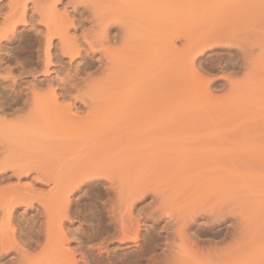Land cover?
<instances>
[{
	"label": "rangeland",
	"instance_id": "obj_1",
	"mask_svg": "<svg viewBox=\"0 0 264 264\" xmlns=\"http://www.w3.org/2000/svg\"><path fill=\"white\" fill-rule=\"evenodd\" d=\"M53 1L27 0L26 10L28 12L26 11L22 18L18 9L20 1L0 0V54L2 55L0 57V89H10L14 81H18L22 95L24 92L27 93L28 97L26 98L30 100L26 104L27 108H24L25 105L22 106V104L18 105L20 108L18 106L16 109L13 108L15 109L14 114H9L10 111H8L9 113L6 112V116H3L0 113V118L4 117L6 120L4 125L7 127L14 120H17L20 125H26L32 121L40 125L46 124L48 117H50L48 115L51 113L50 107L53 104L52 94L49 90H55L56 103L65 105V110H67V105L71 100L67 97H60L59 83L66 77L73 79V84L82 82L81 80H74L73 70L83 61L80 60L78 54H75V50L64 52L61 49L58 34H63L65 45L79 47L83 41L100 40L102 33L93 26L95 25V18L108 20L109 28L106 31V37L103 38L105 44L93 46L91 51L94 53L89 60L91 65L83 70L84 74L85 72L92 74L97 68H102V71L100 70L98 75H92L90 79H87L88 85H82L81 94L76 98L77 102L80 101L78 107L76 106L79 109L76 108L75 111L82 112L84 110L86 97L89 94H92V97L88 96L91 97L90 101L92 102L97 100L95 103L101 102L102 104L106 101L109 102H104L106 105H114L112 108H108V114L106 112L105 119L103 118L105 121L106 118L111 121L110 129L107 126L110 124L107 120L108 124H105V127L108 132L105 131L104 124L102 126L104 128L100 131H104L102 136L109 135L112 143H114L112 144L114 148L117 147L122 152L124 150L129 154L126 152L123 156L119 154L120 150L117 149L118 154L121 155L120 158L125 159L121 161L119 155L113 159L121 161L125 166L127 162L124 164V161L127 159V154L136 160L138 157L140 160L142 158V163L133 161L135 165H133L134 163L131 164L130 161V164L133 165L132 168L128 162L127 167L130 166V168L127 169L130 171L128 173L125 170L126 172L123 173L127 176L124 174V177L123 174L118 175L121 173H118V168H113V165H119L121 162L118 164L115 161L116 164H113L112 161L114 160L112 159V165H110L113 167L109 166L112 171L111 174L115 172L118 175L115 174V179L118 177L121 181V177L124 178L127 186L123 187L126 188L131 185L129 183L138 184L140 181L144 188L148 186L147 189H143L146 190V194L143 195L144 198L139 196L140 201H138L137 196L135 203L137 206L135 205L132 211L133 215L146 216L145 222L142 224L143 228H140L141 235L146 234V240L151 236L146 242V258H141L140 264H264V188L260 187L261 181L262 186H264V160L259 157L263 152L260 150L261 154L257 152L258 150L251 152L252 155L257 153L261 161V166L258 161L260 168L255 166L258 162L255 165H250L247 162L248 164H241L243 167L237 165V168L234 167L235 165H229L232 164L230 160L228 163L224 162V160L237 156V154L243 162L242 156L247 155L249 146L251 147L249 151H252L256 144L261 142L250 139L247 142L239 141L242 133L245 136L250 134L249 137L256 134L264 138V53L258 49V42L248 45L246 43H221L216 46L217 48L213 52L204 55L194 51L196 52L194 56L191 55L193 61L189 60L190 62L187 64L184 59L189 53L184 51L187 46L181 37L172 38V44H168L165 36L162 39L166 42L161 39L158 40L161 37L160 34L158 39H154H156V43L161 42L159 44L154 42V46L153 41L155 40L146 36V40H150L151 44L153 43L154 51L150 43L146 42L147 51L143 47L144 34L146 32V35H149V30L154 31L155 25L153 29L150 27L157 22V19L166 15V18L168 15H170L168 18L173 16L172 19H177V21L174 20L173 25H177L176 23L183 19L179 16L183 12L180 10L179 13V8L183 9L182 6H176L181 0H176L178 2L175 0H60L55 1V3ZM52 2L55 4V9H51ZM152 19L155 23H151L150 20ZM148 21L150 25H148ZM13 24L16 27L18 39H30L28 42L30 44V57L25 60L32 64L25 68L30 71L28 73L16 74L15 71H11L22 65L10 51L15 45L10 38V29ZM65 29L66 32H64ZM48 32L58 34L51 36L50 59L46 71L45 41ZM79 49L81 50V47ZM179 61L185 62L186 66L181 69L176 68ZM82 77L84 76L82 75ZM116 86L118 91H122H120L121 93H117ZM122 87L124 88L122 89ZM92 91L97 94L93 95ZM87 92L89 94L86 97L82 96V93L87 94ZM34 93L39 98V102L35 106L37 110L33 107L34 104L31 100ZM87 100L89 99L87 98ZM111 101L114 102L111 103ZM29 105L31 110L34 111L35 109V112L32 113L28 108ZM38 107L42 108L41 111ZM28 110L31 111L32 115ZM109 111L111 112L109 113ZM126 114L130 115L127 116ZM107 115L109 116L107 117ZM128 117L129 119H127ZM129 120L132 122L129 123ZM245 136L243 135L241 138ZM48 138L50 137L48 136ZM200 138H203L201 142H199ZM204 138L210 139V141H206ZM230 140H233L234 143L237 142L235 143L237 148ZM161 141H163L161 143L163 146L157 144ZM203 141H206L204 142L205 145H202ZM262 142L264 146V141ZM209 143H214V145H208ZM215 143H217L216 146ZM257 145H261V143ZM210 146H213L212 149L209 148ZM153 148L154 150H152ZM195 148L199 150H195ZM207 148L211 149V155ZM121 151L120 153H122ZM200 151L202 155L199 154ZM212 151H217V153ZM238 151L240 152L238 153ZM221 152L223 153L221 154ZM197 153L199 155H196ZM213 153L216 157L219 153L220 158L224 159L222 161L219 158L220 161L226 163L223 166L225 168L220 167L223 168H221L225 174L223 176L228 179L229 183L225 182L224 177H221L222 175L217 176V180L213 181L212 175H216V171L215 174L208 172L204 177V174L199 175L200 172L210 171L212 168L214 171L215 168L217 169L216 164H222L219 160L215 162L220 164L214 163V167L209 165L212 168L202 162L199 164V161H204L202 160L203 157L205 159L210 156V162L213 161L211 157L214 156ZM236 156L232 160H235ZM43 162L49 166V160ZM153 162H155L156 167L152 166ZM237 162H240L239 159ZM207 166L210 169L206 168ZM201 167L202 171L198 172ZM221 169L218 170L222 172ZM105 171L107 172V170ZM131 171H135L132 172V174L135 173L134 177ZM239 172L242 176L244 173L248 174L242 183L236 177L238 175L236 173ZM209 173H212V179ZM130 174L133 181L128 178ZM26 175V178L21 176L20 185L26 186V189L20 193L24 196L34 197L32 202L41 204L45 197L38 193L41 192L45 195L48 189L47 185L50 182L45 175L35 173V171H29ZM233 175L239 180L238 182ZM143 178L144 180H142ZM15 180L16 177L10 183H16ZM122 182L121 184L124 185ZM239 182L242 189L239 187ZM218 183H222L221 186ZM217 185L219 186L217 187ZM104 187L99 185L94 188L93 195L97 200L93 209L89 204H81L73 208L75 215L71 221L70 230L72 234H75V237L81 235L85 225L88 224L87 221L91 219L92 213L95 216L103 215L101 205H108L114 200L115 191L111 190L107 196ZM30 190H34L36 193L33 195ZM161 193L163 194L161 195ZM224 193L226 194L224 195ZM158 194L161 195V199ZM25 205L24 203L18 204L21 207ZM21 207L13 214L15 221L22 225L27 223L29 226L35 225L38 219L37 211L32 210V206L29 205L26 207L27 210ZM189 216L193 218L191 224L189 223L185 232L181 231L179 225L183 223L182 219L189 218ZM141 235L137 242H130L129 246L134 247V245L142 244L144 237ZM17 242L23 244L24 241L17 239ZM115 246L119 245H111L110 248L118 251V247ZM196 249L197 252H195ZM7 251L11 254L4 261L14 255L16 257L21 255L14 246L9 247Z\"/></svg>",
	"mask_w": 264,
	"mask_h": 264
},
{
	"label": "bare ground",
	"instance_id": "obj_2",
	"mask_svg": "<svg viewBox=\"0 0 264 264\" xmlns=\"http://www.w3.org/2000/svg\"><path fill=\"white\" fill-rule=\"evenodd\" d=\"M17 1L18 2L20 1V3H18L19 5L18 9L20 11L21 17L23 18L24 13L27 11L26 10L28 6V3L26 2L27 0H24V1L17 0ZM55 1H60V0H55ZM55 1L53 2L55 3ZM53 2H52L53 6L51 9H55L54 7L55 4H53ZM180 5L182 6L181 8L183 9L179 8V13L181 12L180 10H182L183 16H182V13L179 16H181L183 19L179 20L176 23L177 25H173L174 20H175V19H172L174 18L173 16L170 17L171 19L168 18L170 15H168L167 18H166L167 16L166 15L165 17L157 19L156 23L154 22L153 19L150 20L151 23H155L152 25V27H150V29H153L154 25L155 27H154V31L152 30L148 31L149 35H146V32L144 34L145 38H144L143 47H145L146 51H147L146 42L150 43L152 47V44L154 42L156 43V39H158L157 37H159L161 34V37H159L158 40L160 39L163 40L162 37L165 36L168 44H172L171 43L173 42L171 41L172 38H180V37L183 38L185 46H187L186 49L184 48L185 49L184 51L189 53L187 55V58L184 59L187 64L188 62H190L189 60H191V62L193 61V57H191L192 54L194 56V53L196 52L200 54L202 53V55L206 53H211L213 52V50L217 48L216 46L221 43H224V44L246 43V45H248L251 43L253 44V42L254 43L258 42V46H257L258 49L264 53V43L262 44V41L264 40V0H181V2L179 1L178 5L176 6L180 7ZM179 16L177 17L180 18ZM175 21H177V19ZM108 22H109L108 20L104 21V19L98 20V18H95V21H94L95 25L93 26L95 27L96 30L98 29L102 33L100 35V40L99 41L97 40L87 41L86 40V41L81 42V44L79 45V47H81V50L79 49L78 46L74 47L71 45H65L63 43V40H64L63 34L61 35L58 33L48 32L46 36V41H45V59H46L45 69L46 71H47L48 62L50 59L49 58V47L52 43L51 36L55 34L59 35L58 40H60V47L64 52H67L69 50H75V54H78L80 60L83 61L80 65L75 67L76 69L73 70L74 72L73 76L75 77L74 80H79V81L81 80L82 82L73 84L72 83L73 79L66 77L63 79V81L59 83L60 97L61 98L67 97L69 100H71L69 104L67 105V110H65V105L56 103L57 98L55 97V90H49L53 98V104L50 107L51 113L50 115H48L50 117L47 116L49 123L47 121L46 124L40 125V124H36L37 122L35 123V121H32L34 124L32 122L31 123L28 122V124L26 125H20V123H17V120H14L12 124L9 123L11 125L6 127L4 125L6 121L5 118L4 117L0 118V125L1 124L3 125L2 127L0 126V264H140L141 258H146V242L149 240L151 236H149V238L147 237L148 239L146 240V234L141 235V230H140V228H143L142 224H144L146 216L144 215L139 216V214L133 215L132 211H133V207L136 205L135 203L137 200V196H138V201H140L139 196L141 197L144 195L146 190L144 191L143 189H147L148 186L144 188V186L140 184L141 182L140 181L138 184L129 183L131 185H129L126 188L123 187L126 185L125 181L123 180L124 179L123 177L126 174L123 172L130 171L127 169V168H130V166L127 167L128 162L130 164V161H131V164L134 163L133 165H135V162L136 161H137L136 163H139V161L141 162L142 158L140 160L138 157V159L136 160V158L132 156L133 157V160H132V157L129 156L128 155L129 153L125 150L128 154L126 155L127 161L123 160L124 164L127 162L125 164L126 168H124L125 166H123V163L121 161L122 159H125V158L123 157L120 158L121 155L119 154H122L123 156H125L126 152H124V150L122 152L117 147L114 148L112 146V144L114 143H112V139L109 137V135L105 134L102 136V132L104 133V131L103 130L100 131V129L104 128L105 124L106 125L108 124L107 123L108 121L109 123L111 122L108 118H106L108 121L103 120V118L105 119L104 116L108 108H112L114 105L112 106L106 105L105 103H109L106 101H104L105 103L104 102L102 103L104 105H102L101 102L95 103L97 100L92 102L90 101L92 94L90 95L87 92V94L82 93V96L84 95L86 97L88 94H89L88 96H91L90 98L88 96L86 97V102L83 107L84 110H82V112L75 111L79 109L77 107L80 101L77 102L76 98H78L79 95L81 94L82 85L87 84V81H88L87 79H90L92 75H95V74L98 75V72L102 69V68H97V70L93 71L92 74H88V72L87 73L85 72L84 74L83 72L84 69H87L86 67H89L91 65L89 64V60L90 58H92L93 56L92 54L94 53L93 51H91L93 46L95 44L99 46H103L105 44V41H103V38L106 37L105 34L109 28ZM148 25H150V22ZM66 31L67 30L65 29L64 32ZM10 33H11L10 34L11 41H13V44H15L13 48L10 49V51L12 52L14 58L17 61L22 63L20 67H16L15 69H12L11 71H15L16 74L17 73L20 74L21 72L28 73L30 71L25 68H28L27 66L29 65L31 66L32 64L27 63L25 60L30 57V53H29L30 44H28V42H30L29 41L30 39L29 40H26L23 38L18 39V34L16 33V27H14V24L11 26ZM146 36L152 37L153 39L156 38V39H154L155 41H153V43L151 44V42H149L150 40L149 41L146 40ZM166 40H163V41L166 42ZM160 42H157V43L159 44ZM155 43H154V46H155ZM154 46L152 47L153 51H154ZM0 52H1V49H0ZM1 56L2 55L0 54V57ZM183 61L177 62L176 68L181 69L182 67H185L186 64ZM81 74L84 77H82ZM19 87H20L19 82L14 81V84L10 89H4V90L0 89V99H3V101H0L1 115L6 116L7 114L6 112L8 111H10V113L8 112L9 114L11 113L14 114L16 107L18 105L20 106L21 104L22 106L25 105L24 108H27L26 104L28 103V101H30L29 99L26 98L28 97V94L24 92V94L22 95L21 93L22 91L19 90ZM123 88L124 87H122V89ZM91 89H90V93H91ZM117 89L118 88L116 86V91L119 90ZM120 91H118L117 93H119ZM92 92H93V95L97 94L95 93L97 92L96 90L95 92L94 91ZM81 98L83 99V97ZM87 98L89 100H87ZM38 99L39 98H37L35 93L31 97L32 103L34 104L33 107L36 110L37 108L35 106H36V103L39 102ZM113 102L111 101V103ZM28 108L31 110L30 105L28 106ZM35 109L34 111L31 110L32 113L35 112ZM39 109L41 111L42 108H39ZM30 110L28 111L32 115ZM111 111H109V113ZM126 115L128 116L130 114H126ZM40 116L42 115L40 114ZM108 116L109 115H107V117ZM129 117L127 119H129ZM38 122L40 123L41 121H38ZM130 122L132 121L129 120V123ZM103 124H104V127H102ZM110 125L111 123L108 124L107 126L109 127ZM255 125H257V123ZM132 127L135 128V126H132ZM106 130L107 128L105 129V131ZM248 133H251V132H248ZM238 134L241 135V133H238ZM242 134L245 136L244 133ZM47 135L50 138L47 139L48 137ZM249 135L250 134H247V136L242 137V138L240 136V139L238 138L237 139L239 141L241 140V141H246V142L248 139L257 140V141H261L260 143L262 145L263 143L262 141H264V138L262 136L255 134L249 137ZM220 136L222 138L221 134ZM210 138L213 140L212 137ZM202 139L203 138H200V141L199 140L198 141L201 142ZM204 140L210 141V139H206V138H204ZM206 141H203V143ZM230 141L232 143L233 140H230ZM162 142L163 141L157 144L163 146L161 144ZM190 143L192 144V141H190ZM203 143L202 145H205V143L204 144ZM235 143L237 142L235 141ZM235 143H234V146H235ZM260 143H257V144H260ZM221 144H224V143H221ZM242 144H246V143H242ZM257 144L253 148L254 150L252 151H249V149H251V147L249 146L248 148L249 156H248V151H247V155L242 156V158H244L243 162H241L242 159H240V156H238L239 154H237V156L234 154L237 157L236 159L234 158L235 160H232L233 157H235V156H232V158L229 157L230 159L225 161L223 158L222 159L220 158L221 155H219L220 153L219 152L217 157L214 153H213L214 156H211L214 162L213 161L210 162L211 160L210 156L206 155L208 157H206L205 159L203 157L202 160L204 161H199V164L202 162L203 164H206L208 166L211 165L212 167H214L216 163L220 164L223 160L224 162L228 163V161L230 160L232 164H229V165L231 166L235 165L234 167L236 168L238 167L237 165L241 166V164H246L247 162L250 165L251 164L255 165V163L258 161L260 162V166H261V161L259 157L262 160H264V146L257 145ZM208 145H214V143L213 144L209 143ZM216 145L217 143H215V146ZM212 147L210 146L209 148L212 149ZM230 147L232 148V146ZM117 149L120 150L122 153H120L119 151V154H118ZM196 149L198 148H195V150ZM220 149H223V148H220ZM152 150H154V148ZM210 150L208 152L211 155ZM256 150H258L257 152H259L260 154L262 152L263 153L261 155H259L258 153L259 157L257 156V153L255 155H252L251 152H255ZM259 150L262 152H260ZM201 151L199 154H201ZM133 152H130V153H133ZM212 152H215V151H212ZM223 152H221V154ZM239 152L240 151H238V153ZM215 153H217V151ZM250 153H251V156H250ZM199 154L197 153L196 155H199ZM116 155H119L118 157L121 159V161H117L116 159H113ZM133 155H136V154H133ZM247 156L250 157L252 160L248 158ZM214 157L217 159H215ZM219 158L222 161H220ZM245 158L248 160H246ZM112 159L114 160L112 161L113 164H116L117 162L119 164L121 162L120 163L121 165L116 164L117 167H115L116 165H113L114 167L111 166ZM238 159L240 162H237ZM253 159L254 160L257 159V160L253 162L254 161ZM47 160L50 161L49 166H46V164H43L44 163L43 161H47ZM217 160H219L220 163L215 162ZM151 161H154V160H151ZM233 161H235L234 162L235 164L233 163ZM224 162H222V164L220 165L216 164L215 167H217V169L215 168L214 171H212L213 168L211 166L209 167H211L212 169H210L207 166L206 168L210 169V171L206 170L205 172L203 171L204 172L203 173V172H200L202 171V167H201L200 168L201 170L198 169L199 170L198 172H200L199 175L202 176L204 174L203 175L204 177L206 173L212 172L213 174H215L214 172L216 171V175H212V173H209L210 178H211V175L213 176V181L217 180V176L219 177L222 175L221 177H224L225 174H224V171L222 170L223 168H225L223 167L224 164H226ZM259 162L258 164L256 163L257 165L255 166L260 168ZM212 163L213 164L215 163V164L213 165ZM152 164H153L152 166L156 165L155 162H153ZM133 165H131V168ZM109 166L113 167L114 169H117V168L119 169L117 171L118 173L119 172L121 173H119L118 175L123 174V177L119 176L122 178L121 181L119 180L120 178L118 177H116L115 179V176L117 175V173L113 172V174H111L112 171L110 170ZM220 166H222L223 168ZM241 167H243V165ZM142 168L144 169V167ZM219 168L220 169L222 168L221 169L222 172L218 170ZM203 169H205V167H203ZM105 170H107V172ZM29 171H35V173L45 175L47 180L50 182L47 185L48 189L45 195L41 192L38 193V194H41L40 196L45 197L43 201L41 202V204L33 203L32 201L33 199H35L34 197L30 195L24 196L22 193H20V191H25L26 189L25 188L26 186L22 187L20 185L21 176L23 178H26L27 176L26 173ZM135 171H138V170H135ZM135 171H131V174L132 172H135ZM239 173H236V175L238 174L240 176L237 175L236 177L239 178L240 182L242 183V181L245 180V176L248 174L244 173L245 175L243 174L244 176L243 177L241 172ZM131 174L128 175V178L132 179L133 181V178H130ZM134 174L135 173L132 174L133 177L135 176ZM14 177H16V180H15L16 183H10L12 182ZM237 178L235 180L238 182L239 180ZM224 179H225V182H228V179H226V177H224ZM142 180H144V178ZM121 182L124 183V185H122ZM218 184L221 186L222 183L221 184L218 183ZM262 184L263 183L261 181L260 187L264 188ZM99 185L103 187L105 185L104 192L107 196L110 194L111 190L112 191L114 190L115 191L114 200L109 202L108 205H101V210L103 211L104 216L102 214L95 216L92 213V217L91 219H89V221H87L88 224L85 225V229L82 230L81 235L79 237H75L74 236L75 234H72L71 233L72 231L70 230V226L72 223L71 221L73 220L74 215H75L73 208L74 207L76 208L78 205H81V204H89V206H92L91 209H93V205L94 206L96 205V200H97V198L93 195V193L95 192L94 188ZM219 185H217V187ZM239 187L242 189L241 184ZM34 193H36L34 190L31 191V194L34 195ZM162 194L163 193H161V195ZM225 194L226 193H224V195ZM161 195H159L160 199H161ZM100 198L102 199V197ZM19 203H24L26 205L23 206L24 207L23 208L21 206H18ZM27 205L32 206V210L35 209L38 213V219L35 225L32 224L29 226V223H27L26 225H22L21 223H17L15 221V217L13 216L14 212H16V210H18L20 207L23 208L24 210H27L26 209ZM211 213L213 215V212ZM214 217H215V214H214ZM182 220H183V223H181L179 227L181 231L185 232L186 228L189 226V223L191 222V220H193V218L192 216H189V218L185 217ZM140 235L144 237L142 244L134 245V247L129 246L130 242H137L138 238H140ZM17 239L23 240L24 241L23 244H19L17 242ZM115 244L119 245L117 246L118 248L115 246L118 249V251L111 249L112 247L110 248L111 245H115ZM11 246H14L18 251H20L21 255H18L17 257L14 255L10 257V259L7 258V260L4 261L5 258L8 257L9 254H11V253H7L8 248ZM195 252H197V249Z\"/></svg>",
	"mask_w": 264,
	"mask_h": 264
}]
</instances>
